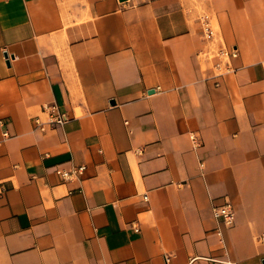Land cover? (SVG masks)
I'll return each mask as SVG.
<instances>
[{"label":"crops","instance_id":"1","mask_svg":"<svg viewBox=\"0 0 264 264\" xmlns=\"http://www.w3.org/2000/svg\"><path fill=\"white\" fill-rule=\"evenodd\" d=\"M0 264H264V0H0Z\"/></svg>","mask_w":264,"mask_h":264},{"label":"built area","instance_id":"2","mask_svg":"<svg viewBox=\"0 0 264 264\" xmlns=\"http://www.w3.org/2000/svg\"><path fill=\"white\" fill-rule=\"evenodd\" d=\"M201 32L203 39L207 42V47L202 51V56L205 60L210 61L212 68L215 70L214 76H222L226 73L234 71L231 65V60L237 57L238 52L235 47H227L216 43L217 28L212 19L208 15L200 17ZM42 115L33 117L34 130L46 132L49 129L63 125L68 121L69 116L63 112L59 105L55 102L44 104L41 108ZM192 140L195 144L198 140L195 134H191ZM85 170V165L75 166L72 170H63L61 172L64 179L71 178L72 176L82 174ZM144 199L147 196L144 195ZM212 211L215 217H220L229 226L235 221V210L230 203L223 205H214Z\"/></svg>","mask_w":264,"mask_h":264}]
</instances>
